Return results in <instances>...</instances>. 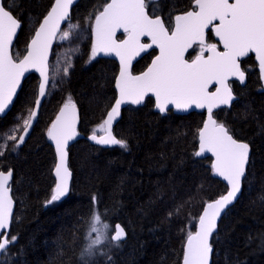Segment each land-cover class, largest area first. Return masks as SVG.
Wrapping results in <instances>:
<instances>
[{"label":"trees","instance_id":"trees-1","mask_svg":"<svg viewBox=\"0 0 264 264\" xmlns=\"http://www.w3.org/2000/svg\"><path fill=\"white\" fill-rule=\"evenodd\" d=\"M53 2L6 0V6L22 22L14 54H25L35 28ZM104 3L80 0L74 6L70 22L85 23L89 34L68 75H61L48 91L24 146L13 149L12 142L0 137V144L7 145L0 167L14 173L11 186L16 207L10 235L18 237L2 254L1 264H182L187 233L196 230L204 205L228 189L214 176L211 157L194 156L205 113L179 115L170 110L162 115L149 97L142 106L125 107L114 127L117 138L127 141V149L105 148L86 139L69 147L71 193L46 204L56 183V154L47 137L56 113L71 96L80 112L79 131L91 134L117 95L118 63L103 57L89 62L92 21L88 18ZM191 8L193 0L148 3L149 13L156 11L166 25L170 16ZM207 39L215 41L211 31ZM58 47L56 43L50 61L51 76ZM156 53L152 50L138 60L133 72L144 70ZM194 54L191 50L188 57ZM242 67L247 73L246 84L230 82L238 99L214 116L235 138L248 142L252 154L242 194L213 234L212 264H264V92L253 55L242 61ZM39 82L35 73L25 79L11 111L0 117V134L10 135L26 109L32 107ZM93 197L101 218L110 225L121 223L127 238L119 247L106 243L93 257L81 258L90 240Z\"/></svg>","mask_w":264,"mask_h":264},{"label":"snow or ice","instance_id":"snow-or-ice-1","mask_svg":"<svg viewBox=\"0 0 264 264\" xmlns=\"http://www.w3.org/2000/svg\"><path fill=\"white\" fill-rule=\"evenodd\" d=\"M73 2L54 0L21 56L13 53V41L21 28V21L6 6V0H0V114H4L13 103L26 73L35 70L40 76L32 107L26 109V114L19 118L10 135L0 134L4 140L13 143V149L23 144L38 115L42 99L48 89L55 86V76H50L49 65L53 43L69 40L79 28L78 24L70 22ZM157 2L105 0L99 10L89 15L94 37L89 62L99 55L119 58V73L115 77L118 98L97 129L93 130L90 139L98 145L127 149V141L113 134V122L120 116L122 105H140L150 94L155 97V107L161 113L167 112L170 106L181 111L193 107L207 110V120L197 133L199 150L194 152V156L212 153L215 160L211 170L227 182L228 189L226 194L204 205L197 230L187 233L182 264H210L213 233L222 213L242 191L250 153L249 144L234 138L224 123L214 119L213 110L230 106L235 99L228 83L230 78H236L242 84L245 82L242 58L254 53L261 77H264V0H193L192 10L170 16L167 25L156 11L149 15L148 3ZM65 21H68L67 26L62 29ZM121 30L124 38L117 39ZM209 31L219 38V43L208 42ZM144 38H149L150 42H143ZM154 46L159 49V54L145 71L134 75L132 62ZM189 50L196 54L186 58ZM74 51L78 53L79 49ZM65 61L62 72L67 76L73 65L68 57ZM60 71L58 68L57 74ZM213 86L214 90L210 91ZM78 119L76 103L68 96L47 129V137L54 142L58 162L54 168L56 183L46 204L61 201L69 194L72 173L68 167L67 149L69 141L78 135ZM97 131L102 134L97 135ZM5 151L7 145L0 144V157ZM12 177L11 168L3 170L0 167V254H6L8 247L18 239L16 235H10L15 206ZM92 200L90 240L80 253L81 258L93 257L106 243L119 247L127 235L122 225L105 222L96 210V198ZM176 211L178 213L179 209Z\"/></svg>","mask_w":264,"mask_h":264},{"label":"water","instance_id":"water-1","mask_svg":"<svg viewBox=\"0 0 264 264\" xmlns=\"http://www.w3.org/2000/svg\"><path fill=\"white\" fill-rule=\"evenodd\" d=\"M79 1H80V0H74L73 5L71 6V10H70V20H71L72 10H73L74 6H75ZM53 4H54V2H53ZM53 4H52V5H53ZM49 10H50V9H49ZM189 10H192V8L189 9ZM148 12H149V11H148ZM181 13H183V12H181ZM181 13H178V14H181ZM13 15H14V14H13ZM149 15H151V14L149 13ZM14 16H15V15H14ZM15 17H16V16H15ZM16 18H17V17H16ZM17 19H18V18H17ZM67 23H68V21H65L64 23H62L61 28L63 29L64 26H65ZM21 27H22V22H21ZM20 30H21V28L18 30L17 35H16V37L14 38V41H13V47H14V44H15V42H16V39H17V37H18V35H19V33H20ZM209 32H210V31H209ZM209 32H208V33H209ZM211 33H212L213 38L215 39V41H216L217 43H219V38L215 37L213 32H211ZM120 35H122L121 38H119ZM123 38H124V34H123L122 30H121L120 32L117 33V39H123ZM207 38H208V34H207ZM93 39H94V37H93V35H92V42H93ZM29 42H30V41H29ZM143 42L148 43V42H150V40H149V38H144ZM56 43H57V41H55V42L53 43V46H52V49H51V54H50V56H49V65H50V61H51L52 54H53V50H54V48H55ZM152 50H156V51H157V53L155 54V56L159 54V49L156 48V47L154 46L152 49H149L146 53H142L139 57H137V58L132 62V68H131V71H132V73H133L134 75H138L139 73L145 71V70L147 69V67L150 65L152 59H154L155 56L151 59L150 63L147 65V67H146L144 70H142L141 72H137V73H134V72H133V66H134V64H135L138 60H140L143 56H145L146 54H148V53H149L150 51H152ZM220 50L223 51L222 46H220ZM190 51H191V50H189V52H190ZM188 54H189V53H188ZM188 54L186 55V58H189V57H188ZM251 55H253L254 60H255V62H256V64H257V69H258V71H259V62H258V60L256 59L255 54H254V53H250L247 57H249V56H251ZM97 57H103V58L113 59V60H115V61L118 63V65H119V58H118V57H115L114 55H108V56H105V55H99V56H97ZM247 57H244V58L241 59V68H242V69H243V67H242V61H243L245 58H247ZM243 70H244V69H243ZM32 73L37 74L38 77H39V79H40L39 73L36 72L35 70H31L29 73H26L25 78L22 80L21 88L18 90L17 96H18L20 90L22 89V86H23V84H24L25 79H26L30 74H32ZM118 73H119V72H118ZM245 73H246V72H245ZM259 74H260V71H259ZM50 76H51V75H50ZM117 76H118V74H117ZM260 78H261V82H262L261 91L264 92V77H261V74H260ZM231 81H237V82H239V80L236 79V78H230L229 81H228V83H229L230 86H231V84H230ZM246 82H247V73H246V80H245V82H244L243 84H242L241 82H239V83H240L241 85H245ZM214 87H215V86H213L212 88H210V91L214 90ZM231 88H232V86H231ZM115 89H116V87H115ZM232 90H233V89H232ZM116 93H117L116 98H118V94H119V93H118V89H116ZM233 93H234V91H233ZM47 94H48V91H47ZM17 96L14 97V99H13V103L9 106V108L6 110V112H5L4 114H0V117H2V118L5 117V116L11 111V109H12V107H13V105H14V102H15ZM234 96H235V99L233 100L232 104L238 99V96H237L235 93H234ZM46 97H47V95H46ZM46 97L42 99L40 109H41V107H42V105H43V103H44ZM149 97H151V98L154 100V108H155V110H156L158 113L162 114V115L167 114L168 111H170V110H172L174 113L179 114V115H185V114H188V113H190V112H204V113H205V119H204V122L207 120V110H206V109H198V108H195V107L190 108V109H188V110H186V111H181V110H176V109H174V108H172V107L170 106V107H169V110H168L167 112L161 113V112L155 107V97L152 96L151 94L149 95ZM149 97H146V98H145V101H144L142 104H140V105H135V104H131V103H126V104H124V105L121 106V113H120V116L117 118L116 121L113 122V128H112V131H113V134H114V135H115V133H114V127L116 126V124H117V123L119 122V120L121 119L123 109H124L125 107L129 106V105H132V106H142V105L146 102L147 98H149ZM116 98H115V99H116ZM114 103H115V101L113 102V104H114ZM113 104H112V105H113ZM232 104H231L230 106H221L220 108L214 109V110H213V117H214V119L217 120V119L215 118V116H214V112L218 111V110L221 109V108H230V107L232 106ZM40 109H39L38 115H37V117H36V119H35V121H34V123H33L32 128L30 129L28 135L25 137V140H24L23 144H20V145H19L20 147H23L24 144L26 143V141L29 139V137H30V135H31V133H32V131H33V129H34V127H35L37 121H38L39 113H40ZM77 110H78V117H79V119H78V123H77V133H78V135H77L73 140L69 141L68 149H67V151H68V160H69V147H70L73 143H75L76 141L81 140V139H86V140H88L89 142H91V143H93V144H96L94 141H92V140L90 139V136H91L92 133H91V134H85V133L79 131L80 112H79L78 107H77ZM109 110H110V109H109ZM58 113H59V110H58V112L56 113V115H57ZM56 115H55V117H56ZM55 117H54V119H55ZM54 119H53V120H54ZM204 122H203V123H204ZM202 127H203V124H202ZM202 127H201V128H202ZM101 134H102V133H99V134L97 133V135H101ZM234 138H235V137H234ZM236 139H237V138H236ZM237 140H240V139H237ZM49 141L51 142V144H52V146H53V148H54V150H55L54 142H52L51 140H49ZM240 141H243V140H240ZM243 142L248 143V142H246V141H243ZM248 144H249V143H248ZM96 145H98V144H96ZM99 146H101V147H105V148L113 147V146H103V145H99ZM249 146H250V144H249ZM198 150H199V144H198ZM198 150H197V151H198ZM55 154H56V153H55ZM251 154H252V150H251V146H250L249 162H250ZM206 157H211V158H212V163H213L214 160H215V157H214V155H213L212 153H205V154H203L202 156H200V158H206ZM57 162H58V157L56 156V163H57ZM248 166H249V165H248ZM68 167H69V163H68ZM54 168H55V167H54ZM69 169H70V168H69ZM247 170H248V167H247ZM71 173H72V171H71ZM13 174H14V173H13ZM53 175H54V178H55V181H56V177H55V172H54V170H53ZM246 175H247V173H246ZM214 176H215L216 178H218L219 180H221L222 182H224V183L226 184V186H227V182L224 181L222 177H218V176H216L215 174H214ZM245 177H246V176H245ZM244 179H245V178H244ZM12 180H13V177H12ZM12 180H11V182H12ZM243 182H244V181H243ZM69 186H70V191H69V194H68L65 198H67V197L70 195V193H71L72 176H71V179H70V185H69ZM11 188H12V186H11ZM227 188H228V186H227ZM242 191H243V186H242ZM242 191H241V193L239 194V196L237 197V199L233 202V204L229 205V206L225 209V211L222 213L221 217H220L219 220H218V225H219V222H220L221 218L225 215V213L227 212V210H228L230 207H232V206H233V205L239 200V198H240V196H241V194H242ZM224 194H226V192H225ZM12 196H13V194H12ZM13 199H14V197H13ZM14 201H15V199H14ZM15 207H16V201H15V206H14V212H15ZM202 211H203V210H202ZM14 212H13V215H14ZM201 213H202V212H201ZM116 224H120V225H122V224L119 223V222H117ZM122 226H123V225H122ZM197 226H198V222H197V225H196V230H197ZM123 227H124V226H123ZM124 229H125V228H124ZM196 230H195V231H196ZM217 230H218V227H217ZM217 230H216V232H217ZM125 231H126V229H125ZM126 233H127V231H126ZM214 233H215V232H214ZM214 233H213V234H214ZM126 238H127V235H126ZM126 238H125L124 240H122V241H125ZM122 241H121V242H122ZM213 251H214V248H213ZM212 256H213V253H212ZM212 256H211L210 264H212ZM1 257H2V254H0V264H1ZM182 261H183V260H182Z\"/></svg>","mask_w":264,"mask_h":264},{"label":"rangeland","instance_id":"rangeland-1","mask_svg":"<svg viewBox=\"0 0 264 264\" xmlns=\"http://www.w3.org/2000/svg\"><path fill=\"white\" fill-rule=\"evenodd\" d=\"M72 23L79 25V28L75 30L73 36L66 41H57V43H59V47L58 49H55V56L53 57V61L51 63L52 76H55V80L60 79V76L63 75L62 69L66 64L65 57H68L73 64L75 57L80 54L83 41L89 34L88 28L85 23ZM66 26L67 25H65L64 28H66ZM76 48L79 49L78 53L74 51ZM58 68L61 70L59 74H57ZM49 89L48 91L50 92L52 91L53 87H50Z\"/></svg>","mask_w":264,"mask_h":264},{"label":"flooded vegetation","instance_id":"flooded-vegetation-1","mask_svg":"<svg viewBox=\"0 0 264 264\" xmlns=\"http://www.w3.org/2000/svg\"><path fill=\"white\" fill-rule=\"evenodd\" d=\"M214 40H215V39H214ZM213 43H217V42H216V41H214ZM195 54H196V53H195ZM195 54H194V55H195ZM189 58H190V57H189Z\"/></svg>","mask_w":264,"mask_h":264}]
</instances>
